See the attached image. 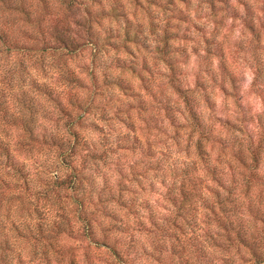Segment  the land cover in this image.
Wrapping results in <instances>:
<instances>
[{
  "label": "clouds",
  "instance_id": "obj_1",
  "mask_svg": "<svg viewBox=\"0 0 264 264\" xmlns=\"http://www.w3.org/2000/svg\"><path fill=\"white\" fill-rule=\"evenodd\" d=\"M0 264H264V0H0Z\"/></svg>",
  "mask_w": 264,
  "mask_h": 264
}]
</instances>
